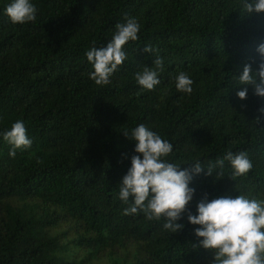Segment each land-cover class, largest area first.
Here are the masks:
<instances>
[{
  "label": "trees",
  "instance_id": "1",
  "mask_svg": "<svg viewBox=\"0 0 264 264\" xmlns=\"http://www.w3.org/2000/svg\"><path fill=\"white\" fill-rule=\"evenodd\" d=\"M12 2L0 0V264H213V250L193 248L201 226L188 213L198 215L205 194L264 200V97L238 78L245 64L258 69L264 13L242 14L243 0H30L36 20L13 24ZM126 17L138 21V39L98 86L85 53L106 47ZM157 55L160 84L143 89L135 74ZM181 71L191 94L176 88ZM18 120L33 143L12 157L3 133ZM140 124L173 145L163 159L181 170L229 151L246 152L253 167L233 178L225 161L194 175L177 233L143 211L124 215L131 199L119 198V184L132 156L143 158L124 132Z\"/></svg>",
  "mask_w": 264,
  "mask_h": 264
},
{
  "label": "clouds",
  "instance_id": "2",
  "mask_svg": "<svg viewBox=\"0 0 264 264\" xmlns=\"http://www.w3.org/2000/svg\"><path fill=\"white\" fill-rule=\"evenodd\" d=\"M13 24L34 22L38 9L30 0H13L5 9ZM264 13V0H243L242 14ZM125 23L116 24V32L106 47H92L85 55L94 71L89 78L98 86L108 85L111 75L118 70L127 59L124 46L129 41L138 39L140 25L135 18H125ZM144 51L154 53L152 46H145ZM257 52L261 60L254 72L251 64H245L243 73L238 77L240 85H252L254 94L264 97V43ZM164 61L159 55L154 59V66H145L135 74L136 82L146 90H153L160 84L159 71H163ZM179 92L191 94L193 80L181 71L175 78ZM241 100L247 98L248 89L237 93ZM264 113V108L259 109ZM260 117L256 118L258 123ZM130 140L136 141L135 152L142 154L131 158V167L119 184V198L131 204L124 210V215L137 214L143 211L148 220L163 218L164 229L172 233L183 230L184 225L178 223L187 210L195 193L189 184L194 175H199L207 168V175L214 173V168L223 169L225 161L230 162L233 169L232 177L246 175L253 167L246 152L229 151L216 164L204 167L195 162L190 169L181 170L180 166L168 162L173 152V145L161 138L144 124L138 125L131 134L124 132ZM3 138L11 146L9 155L15 157L16 150H27L33 141L27 134L23 121L13 123L10 130L3 133ZM222 177V172H216ZM198 215L188 213L187 219L192 225H200L195 229L198 244L193 248L203 247L213 250V264H264V200L246 195L235 198L221 196L208 200L207 194L197 205ZM202 238V239H200Z\"/></svg>",
  "mask_w": 264,
  "mask_h": 264
},
{
  "label": "rangeland",
  "instance_id": "3",
  "mask_svg": "<svg viewBox=\"0 0 264 264\" xmlns=\"http://www.w3.org/2000/svg\"><path fill=\"white\" fill-rule=\"evenodd\" d=\"M110 260L107 257H104L100 260H95L93 264H109Z\"/></svg>",
  "mask_w": 264,
  "mask_h": 264
}]
</instances>
